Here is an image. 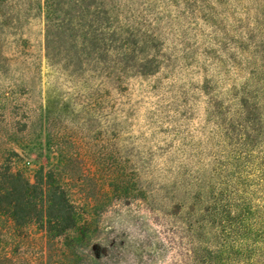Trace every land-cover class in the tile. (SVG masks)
<instances>
[{"label": "rangeland", "instance_id": "374dc122", "mask_svg": "<svg viewBox=\"0 0 264 264\" xmlns=\"http://www.w3.org/2000/svg\"><path fill=\"white\" fill-rule=\"evenodd\" d=\"M7 199L0 264H264V0H0Z\"/></svg>", "mask_w": 264, "mask_h": 264}, {"label": "trees", "instance_id": "16d2710c", "mask_svg": "<svg viewBox=\"0 0 264 264\" xmlns=\"http://www.w3.org/2000/svg\"><path fill=\"white\" fill-rule=\"evenodd\" d=\"M6 180H7V184H8V187L6 189H4V192L6 193V197L9 198L11 195H15V196H19V198H17V201L13 204V207L11 210L12 211V214L13 216L16 218V220L18 218H24L23 217V212L27 213V214H30V210H33L34 209V206L32 203L30 202H25L24 201V198L26 196H28V191L30 189H39L43 186V183H38L36 185H30L28 182H26L25 180H23L20 175L18 174H10L6 177ZM53 184V187L55 190H58V187L57 185H55L54 183ZM9 190L11 191L9 193ZM59 197L61 198V202L62 204L67 208V209H70V206H69V203H68V200L66 198V195L63 191L59 192ZM3 202V204H7L8 206H12L11 202H10V199H7L5 201H2L0 200V203ZM54 205H60V203H55L54 202ZM16 209V211H15ZM62 209L58 210V212H60ZM65 214L67 216V220L68 221H72V215H71V211L70 210H67V212L65 211ZM71 215V216H70ZM28 216L29 215H25V217L28 219ZM21 220V219H19Z\"/></svg>", "mask_w": 264, "mask_h": 264}]
</instances>
